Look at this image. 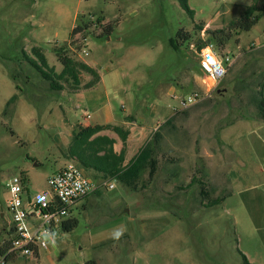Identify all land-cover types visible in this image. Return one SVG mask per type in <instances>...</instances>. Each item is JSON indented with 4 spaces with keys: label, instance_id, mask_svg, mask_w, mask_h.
I'll use <instances>...</instances> for the list:
<instances>
[{
    "label": "rangeland",
    "instance_id": "1",
    "mask_svg": "<svg viewBox=\"0 0 264 264\" xmlns=\"http://www.w3.org/2000/svg\"><path fill=\"white\" fill-rule=\"evenodd\" d=\"M252 1L186 0L190 17L180 0H0V248L11 221L8 179L22 175L28 198L48 191L47 178L75 162L66 155L72 133L99 114L128 132L124 164L145 145L156 161L135 189L85 170L98 187L71 208L77 226L38 259L8 264H243L241 255L264 264V15L222 50L210 41L232 63L218 83L188 49L198 27L225 29ZM73 25L87 28L70 36ZM179 30L191 40L174 51L169 40ZM33 47L55 75L62 67L54 51L63 48L103 84L85 88L91 77L81 72L78 88L61 80L63 89L51 90L24 59ZM193 92L206 97L181 108ZM105 133L120 152L119 137ZM120 226L117 241L111 232Z\"/></svg>",
    "mask_w": 264,
    "mask_h": 264
},
{
    "label": "trees",
    "instance_id": "2",
    "mask_svg": "<svg viewBox=\"0 0 264 264\" xmlns=\"http://www.w3.org/2000/svg\"><path fill=\"white\" fill-rule=\"evenodd\" d=\"M180 6L187 15L192 17L193 11L188 7L186 0H180ZM261 15H264V0H253L252 4L248 6L242 16L238 20H234L228 24L225 29L204 31L207 40L215 41L219 49H224L227 41L230 40L232 33L247 32L258 21ZM98 22L100 20H97ZM86 26H77L71 31L70 36H74L83 30ZM111 27L108 25L103 28V33L109 35ZM202 28L198 27V31ZM191 40V35L179 30L174 38L169 40V46L172 50L177 51L181 44ZM199 42V39H198ZM56 58L60 63L62 69L59 74L55 75L52 68L47 64L45 55L42 53L41 48L33 47L31 49L32 56L29 57L23 53L24 59L27 63L34 68L41 77L48 82L49 88L53 91H61L63 87L59 85L61 80H70L75 87L81 85L80 73L84 72L91 77V80L85 85V88H90L99 81L97 71L83 62H75L73 59L65 54L63 48L56 49ZM258 110L261 117L264 118V82L258 91ZM15 97H12L14 100ZM9 101V103H10ZM103 131H111L115 133L123 144V148L119 153L113 150L114 140L107 136H100L99 133ZM128 137V132L119 126L111 125H95V126H80L75 132L72 133L70 143L66 149V155L69 159L77 162L84 170L93 173L94 175L101 176L102 178L116 179L125 187L135 189L136 183L141 173L149 168L148 176L152 178L156 161L151 157L153 148L145 145L140 151L127 163L125 162L124 143ZM159 139V134H153V143L155 144ZM193 178L191 179L192 183ZM200 183V181L198 182ZM94 193H97L95 191ZM222 199H215V204H218ZM77 226L76 220H68L64 223L62 229L65 232L72 231ZM1 252V251H0ZM242 256L243 264H249L246 258ZM88 264H94L92 261Z\"/></svg>",
    "mask_w": 264,
    "mask_h": 264
},
{
    "label": "built area",
    "instance_id": "3",
    "mask_svg": "<svg viewBox=\"0 0 264 264\" xmlns=\"http://www.w3.org/2000/svg\"><path fill=\"white\" fill-rule=\"evenodd\" d=\"M205 30L199 34L198 43H190L189 51L197 60L200 71L211 83H218L231 67V60L224 53L216 51L214 44L207 40ZM206 96L193 92L180 102L187 108L203 100ZM48 191L36 194L33 198L24 196L22 175L8 179L5 187L9 194L7 211L10 224L7 239L0 248V264H8L18 258L38 259L40 251H47L51 242L45 243L43 233H55L56 237L67 222L71 208L80 200L94 193L95 182L77 162H69L50 175L47 180ZM112 190L114 185L106 183Z\"/></svg>",
    "mask_w": 264,
    "mask_h": 264
},
{
    "label": "clouds",
    "instance_id": "4",
    "mask_svg": "<svg viewBox=\"0 0 264 264\" xmlns=\"http://www.w3.org/2000/svg\"><path fill=\"white\" fill-rule=\"evenodd\" d=\"M125 231H126L125 226H120L118 228H115L111 232V238L118 241L124 235ZM42 235L45 243L51 242L53 245H55L56 242L55 233L45 232Z\"/></svg>",
    "mask_w": 264,
    "mask_h": 264
},
{
    "label": "crops",
    "instance_id": "5",
    "mask_svg": "<svg viewBox=\"0 0 264 264\" xmlns=\"http://www.w3.org/2000/svg\"><path fill=\"white\" fill-rule=\"evenodd\" d=\"M78 25H76V26H72L71 28H70V30L72 31L75 27H77ZM29 27L31 28V27H34V25L33 24H31L30 23V25H29ZM86 64V63H85ZM88 65V64H87ZM88 66H90V65H88ZM90 67H92V66H90ZM93 68V67H92ZM98 84L100 85V84H103V77L102 76H100L99 75V81H98ZM124 93L126 92V91H123ZM103 116V114H99V116H98V121H96V122H94V123H83V127H85V126H95V125H100V126H102V125H111V126H117L116 124H117V122L116 123H113V122H100V119L101 118H103L102 117ZM120 122V121H119ZM235 125V124H234ZM105 132H107V131H103V132H101V133H99L98 135H100V136H107L108 138H111L112 139V137L110 136V135H108V134H106ZM67 149V148H66ZM113 150H114V148H113ZM114 152L115 153H117L115 150H114ZM119 153V152H118Z\"/></svg>",
    "mask_w": 264,
    "mask_h": 264
},
{
    "label": "water",
    "instance_id": "6",
    "mask_svg": "<svg viewBox=\"0 0 264 264\" xmlns=\"http://www.w3.org/2000/svg\"><path fill=\"white\" fill-rule=\"evenodd\" d=\"M34 166H37L36 164H34Z\"/></svg>",
    "mask_w": 264,
    "mask_h": 264
}]
</instances>
